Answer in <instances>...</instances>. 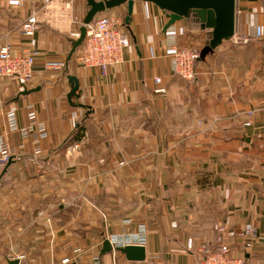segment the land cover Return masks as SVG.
<instances>
[{"label":"crops","instance_id":"1","mask_svg":"<svg viewBox=\"0 0 264 264\" xmlns=\"http://www.w3.org/2000/svg\"><path fill=\"white\" fill-rule=\"evenodd\" d=\"M8 1L0 0V46L40 55L28 83L0 77V131L14 151L0 172V264H199L218 226L246 224L261 237L264 264V0H236L234 38L200 58L192 80L175 74L168 55L172 45L209 41L192 19L164 31L170 13L154 3L136 1L129 26L126 4L106 11L123 20L132 45L102 77L67 59L82 26L73 16L84 20L87 0ZM33 11L40 28L29 38L22 27ZM50 57L66 59L65 69L46 70ZM68 75L80 82L72 101ZM155 77L166 94L154 93ZM31 104L49 130L39 155L30 140L21 147L7 119L16 107L26 124ZM143 226L145 260L102 253L108 237Z\"/></svg>","mask_w":264,"mask_h":264},{"label":"built area","instance_id":"2","mask_svg":"<svg viewBox=\"0 0 264 264\" xmlns=\"http://www.w3.org/2000/svg\"><path fill=\"white\" fill-rule=\"evenodd\" d=\"M25 0H9L11 6H19ZM49 1V0H46ZM74 23L83 24L78 16H73ZM124 22L120 18L106 14H99L92 23L87 25V34L83 44L80 46V53L76 59L81 66L95 69L99 75L106 77L111 67L123 62L126 49L132 45V40L123 28ZM40 28L39 19L33 11L24 21L22 33L26 37L33 38ZM73 37L78 38L80 31L74 32ZM234 38V37H233ZM201 48L190 45H172L168 49V55L172 59L175 74L187 80L197 77L196 64L200 60ZM40 51L30 46L22 53L13 50L10 41L0 46V77L16 79L23 84L31 81L34 75V66ZM66 59L50 57L45 60L44 68L49 71L65 69ZM154 93L166 94L167 88L163 86L162 78H154ZM26 124H21L18 119V109L15 107L7 111L9 127L16 131L23 139L21 147L26 146L30 140L33 145V153H43V143L49 137V130L45 122L39 119L34 104L27 106ZM71 150H79L81 142L72 145ZM14 158V151L6 136L0 131V172L9 161ZM124 164V162H122ZM147 228L141 227L138 233L130 232L122 235L108 237L113 249L122 248L128 245L144 246L147 243ZM217 236L213 243L203 245L200 248L199 264H260L261 257L258 251L260 240L254 225L246 224L240 228L220 225L216 229ZM192 241L189 246L192 247ZM236 252H240L236 254ZM72 258H65L62 264H70Z\"/></svg>","mask_w":264,"mask_h":264},{"label":"water","instance_id":"3","mask_svg":"<svg viewBox=\"0 0 264 264\" xmlns=\"http://www.w3.org/2000/svg\"><path fill=\"white\" fill-rule=\"evenodd\" d=\"M136 1H146L157 5L160 9L170 13V19L164 27V31L183 19H190L192 16L199 23L203 30H211L209 41L201 49L200 58L205 59L215 49L221 46L225 41L231 40L236 33V0H87L88 11L84 17L83 24L80 27V35L73 41L71 51L67 59L70 60L77 49L83 44L87 25L99 15L108 10L127 5V16L125 24L130 25ZM71 83V91L68 98L72 101L74 96H80V82L74 75H68ZM30 92L23 91L24 94ZM11 164V161H9ZM120 251L124 253L129 260L142 261L146 259L147 251L144 246L128 245L122 248L113 249L108 239L104 241L102 253ZM10 264H20L18 259L11 260ZM77 264V263H72Z\"/></svg>","mask_w":264,"mask_h":264},{"label":"trees","instance_id":"4","mask_svg":"<svg viewBox=\"0 0 264 264\" xmlns=\"http://www.w3.org/2000/svg\"><path fill=\"white\" fill-rule=\"evenodd\" d=\"M190 19H192V21H194L195 23H197L196 21H195V18L192 16ZM197 25H199V23H197ZM199 27H200V25H199ZM207 30H209V29H207ZM210 32H211V30H209ZM80 48V47H79ZM72 58H73V56H72ZM71 58V59H72ZM84 130V127H79V128H77V131H75V133L74 134H72V137H77V135H76V133L78 132H81V131H83ZM76 135V136H75ZM70 139V138H69ZM8 164V163H7ZM6 166V165H5Z\"/></svg>","mask_w":264,"mask_h":264},{"label":"rangeland","instance_id":"5","mask_svg":"<svg viewBox=\"0 0 264 264\" xmlns=\"http://www.w3.org/2000/svg\"><path fill=\"white\" fill-rule=\"evenodd\" d=\"M80 53V48L77 49V51L74 53L73 57H77V55ZM78 153L80 154L81 151H78Z\"/></svg>","mask_w":264,"mask_h":264}]
</instances>
